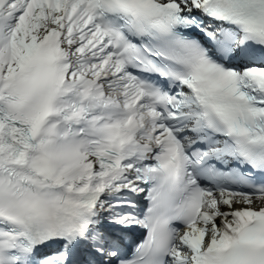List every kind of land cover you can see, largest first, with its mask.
I'll return each instance as SVG.
<instances>
[{"label": "snow or ice", "instance_id": "6c2138e0", "mask_svg": "<svg viewBox=\"0 0 264 264\" xmlns=\"http://www.w3.org/2000/svg\"><path fill=\"white\" fill-rule=\"evenodd\" d=\"M0 264H264V0H0Z\"/></svg>", "mask_w": 264, "mask_h": 264}]
</instances>
